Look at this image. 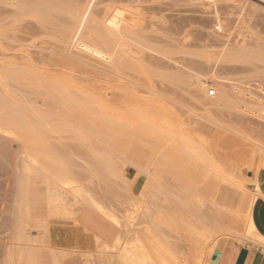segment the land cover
I'll return each mask as SVG.
<instances>
[{
  "label": "rangeland",
  "instance_id": "rangeland-1",
  "mask_svg": "<svg viewBox=\"0 0 264 264\" xmlns=\"http://www.w3.org/2000/svg\"><path fill=\"white\" fill-rule=\"evenodd\" d=\"M33 1L38 2L42 0H0V18H1L0 29H2L3 31L5 30L4 32L5 34L7 32L8 35L6 34V36L8 37L11 38L17 37L18 39L25 38L24 39V41L26 40L25 43L27 44L30 43L32 44V46L34 45V47L32 46L30 47L29 55L32 59V65L37 68H40L49 65L48 63L52 64L53 62L60 60L61 58L60 55L58 53H54V51L63 50L62 45H64V43H61L63 40L62 38L63 36L59 35V31H57L61 29L60 24L63 22L56 19L60 17V15L56 13L52 14L53 17L51 16V18L47 21H42L37 19L35 20L33 17L28 15H24L20 17V14L17 11V6L20 4H27V3L31 4L33 3ZM51 1L60 2V3H68L72 1V3L74 2L79 5H85L90 0H51ZM94 2L95 3L93 4V11L95 13L103 10L104 7L107 8L129 7L132 9L131 10L132 14L135 13L134 17H132L133 15L131 16L132 20L133 18L138 17L137 21L136 19L133 20L134 22L132 21V23L134 24L133 29L135 30H133V32L129 34L128 39L121 40L127 43V46H129L127 48L129 51V57L127 59H129V61L125 59L127 62L124 63L123 61H121V65L119 62L116 63L115 70L122 77V79L113 78L112 81L113 83L111 82L112 84L110 82L106 84V82L104 83L103 81L101 83H96V84H100L99 86L100 88L96 87L97 89L91 88V86L89 85L87 86L81 85L79 86V88L78 87L74 88L71 91L72 93L68 94L69 97L67 99L68 100L67 102L68 104H70L71 108L75 107L74 108L75 111L70 109L71 112L73 111L72 113L74 114L72 115H74L75 117L73 116L74 118H72L70 114L71 112L69 111L70 115L68 116L60 115L59 118L67 121H74L75 119L83 122L87 121V123H97V128L95 129L98 130L99 128L98 130L99 132H97L95 129H92L93 134L90 133L92 136L91 143L94 145L98 144V142L95 141V138H97L96 135H99L100 133L104 134V132H102L103 129H107V131L111 129L109 131L111 135H114L116 133L120 135L121 133H123V136L120 135L114 138L115 139L116 138L119 139L122 137L123 138L125 137L126 139L129 138L131 143H134L135 145L133 146L134 147L133 149L126 148L125 150H123L125 146L123 145L124 143L123 144L121 143L122 139L121 140L119 139V141L116 139L118 143L116 142V140L115 141L111 140V142L114 143L115 145L112 143L111 144L109 143L110 145L104 144L105 146H102V149L106 152V150L111 147L110 148L111 151L112 150L115 152L119 151L120 153L125 151L126 153H129V155H131L132 152L133 155L132 158L133 159L136 158L135 160H137V162L133 160L135 163L132 164L130 163L132 159L120 157L122 153L121 155H119L118 153L119 156V157L117 156L118 158L114 157L117 153L115 155L113 154L112 157L111 155L112 153L109 152L110 150H108L107 151L108 155H111V157L114 159L116 158L115 159L116 161L114 159L113 160L109 159L110 160L109 164L113 165L111 167L112 168L114 167L113 168L114 171L116 169L120 171V172H116L117 170L115 171L116 174L118 173L120 175H114L116 176V178L113 176L112 179L110 175L111 172L107 171L110 175V176L107 175V179L110 178L112 179L111 181H109L110 184L107 181V179H105L106 182H108L107 185V183L104 182V178L102 176L108 173L106 171H100L107 169L99 168L100 170L98 172L94 171L96 170V168H98L97 167L98 165L100 167L104 166V163H102L101 162L102 160L100 159L101 157L103 158L107 154H105L103 151L101 152L97 148L96 149L98 150V152H96L95 148L92 147V144L91 146L90 144L87 145V143L84 144V142H82L80 138L79 139L81 141H79V139H76L77 136L70 131L58 130V133H55V131L46 132L44 139L47 148H49L48 150L53 152L54 154L53 153L52 154L54 156L56 155L55 156L56 159L59 158L62 160L61 163L60 160L58 159V161L61 163V166L64 168L65 165V167L67 168L64 169L66 172L71 174L73 171V173L71 174L72 176H75L76 174L75 178L77 177L76 179L79 180L77 184L79 185L80 183V186L83 187L84 190L86 189L85 191L86 195L88 194L92 198L94 197L93 200L94 201L95 199L96 201L98 200L97 203L101 205L104 201L103 206L105 208V206L107 205L106 209H108L109 211L113 210V209L111 210L113 206L115 208L119 206V208H117L116 210L120 209L122 212L120 213L121 215L118 214L120 210L119 211L114 210V211L116 213V216L117 214L119 216V217L117 216L119 222L118 226L121 227L120 229L124 228L123 229L124 231H122L123 233H126L125 231L127 230L128 227L130 228V226H128V223L124 222L128 220L126 215L129 211H133L134 215L136 216L138 214L141 215V213L145 212L146 210L152 212V208L150 207V205L154 206L155 201H157L156 203H159L162 200L163 196L162 195L158 196L159 192H157L155 188H153L151 185H149L150 183L147 182L148 185H146V188L144 187L141 195L142 196L141 199H144L145 197L146 198L144 202L143 200L141 201V199H139V201L144 205V203L149 199L148 203L151 204H148L146 202L147 204L145 203L146 205L144 207L141 203H139L138 200H135L136 207L133 208L130 205L128 206L126 202L128 201L129 204L130 200H132L131 202H133L134 201L133 199L139 198L140 195L137 194L136 191H133L134 193H131L132 190L128 188L127 185H125L126 183L124 184V182H126L127 177L132 179L136 176L142 175L141 173L144 172L145 170H148V173L151 174L152 173L151 171H153L151 169L152 167L154 168V166L151 163H149L145 157L148 155V152L149 153L154 152L156 148L158 152L155 151L154 153H158V154L161 153L163 150H165L163 147L161 148V146L154 139V137L150 135L152 132H154L156 135L157 134L167 135L166 132L168 134L175 133L181 135V132L187 131L189 137L192 138V141L196 142V144H199L200 143L199 140L205 138L204 140H206V144H205L206 147L209 149V151L213 152V156H215L214 159L221 168L228 169L231 167L239 166L240 168H243L245 175L248 174L253 175L252 171L248 169L251 164L252 169H255L257 166L258 171L256 176H250V178H257V180L264 182V109L262 108L264 107V0H123V1L95 0ZM218 20L221 21L222 24L221 28H217L216 24ZM68 21H69L68 19H64V22L67 23V25H68ZM135 23L137 24L135 25ZM134 35L136 37L138 36L137 37L138 39ZM135 38L137 39V41L139 40L141 41V43H139V45L141 44L140 46L134 45L133 42H135L134 41ZM53 40L55 42H53ZM117 40L120 41V39ZM3 41L0 42L1 45L0 48H3L5 54H9L5 57L4 60L13 61V59L15 58H13L11 53H16L19 50V46L16 45V43H11V41L10 42L5 40ZM137 41L135 42V44L138 43ZM59 45L62 48H60ZM233 48H235L236 50L248 51L252 56L248 61L231 62V61L223 60L217 65L218 69L220 68L219 69L220 75L225 78L223 81L226 80L225 82L228 83V85L235 84L236 86H239L241 89L245 88L244 91H246L249 94L252 93L254 95L253 96L251 94L254 97V99L251 98L252 101L247 103L246 107H242L240 110L234 108H225L220 106L215 107V105L211 104L210 102L211 99L209 98L217 94L216 85H215L216 80L222 81V79L219 80L218 78H216V76L212 75L209 72L208 67L214 65V63L212 62L214 61L213 60L214 58L220 59L222 55L224 57V54L226 55L227 53L233 51ZM132 57L135 59H133ZM144 61H147L149 64ZM126 63L128 64L126 65ZM124 68L127 72L125 70L124 72L122 70L120 71L118 70ZM129 69L131 70V72ZM195 71L201 74V80H203L206 83L207 85L206 87L212 86L211 90H215V93L213 95H209V92L211 91L209 90L207 98H204L202 96V93L197 90L198 88L196 85V79L193 76L191 77L189 75V74H193ZM133 76L135 78H133ZM124 77L130 78L131 80L132 78L133 80H136L134 82L132 80V83L133 84L135 83L137 87L135 85L134 87L132 86L133 84H130L131 80L130 83H127L128 79ZM117 81H121L124 85L122 87L117 86L116 85ZM109 85L111 87H109ZM141 85H143V87ZM156 88L160 91L159 93L158 90H156ZM116 89L118 90L120 89L121 92L120 90L119 91L117 90L118 91L117 92ZM248 90L251 91V93ZM21 91L23 92L24 90L21 88ZM102 91L104 92L102 93ZM123 91H126L129 94H126ZM135 91L138 93V95L135 93ZM143 92L146 95L147 94L148 95L147 96L144 95ZM114 93H116L118 97L117 95L116 96L112 95ZM23 94H22L23 97L25 96L27 100L28 98L30 100L31 97L32 102H37L38 104L41 103V100L38 101L39 99L33 94L32 95L29 94L30 95L29 96L28 92L26 91L23 92ZM149 96L152 97V99ZM119 97L120 98L124 97V99L122 100V98L120 99ZM74 99L78 101L77 102L73 101ZM82 100H84L83 101L84 103L82 102ZM248 104L252 105L253 106L252 110L255 109L256 111L254 110L252 112L250 108L251 106L249 107ZM75 105L76 106L81 105V106L78 107L79 108L78 109L76 108ZM93 107L95 109H93ZM257 107L262 110L259 111L258 109H256ZM109 108H111V110ZM245 108L247 109V111ZM161 109L165 110L168 113V116L171 118L174 127L167 125L165 122L161 120V117H159V115H157L156 112L155 113L152 112L154 110H161ZM112 110L114 112L111 113L110 111ZM83 111L86 112L85 114L86 116H84ZM88 114H90V116ZM96 115H98V117ZM87 116L88 118L90 117L89 118L90 120L86 118ZM91 116H92V120H91ZM206 116L208 118H211V116L212 118L214 117L215 121L219 122L222 125L220 126L213 125V123L211 125V122H208V120H206L207 118ZM145 117H150L151 120L148 121ZM186 121L187 123H184ZM113 123H117V124L114 125L113 127ZM236 123L240 125L241 130L239 129V125L236 126ZM103 125L105 128L102 127ZM126 125L130 127L128 128L126 127ZM228 125H230V128L234 127L238 129L239 133L243 135V137L225 128ZM131 126L134 128L136 126L135 130L131 128ZM125 127L127 130L125 129ZM139 127L142 129H140ZM128 130L131 131L133 134H135V137ZM112 131L113 132L116 131V133L113 134ZM124 131H126V133ZM108 133H105V135L107 136ZM144 134L149 136H145ZM137 136L139 137V139L140 136L141 139L144 138L143 144L144 143L148 144V142H150L151 145L149 144V146H151L152 150L150 149V151H148L149 146L147 144L146 145L148 146L147 147L148 149L146 148L145 144H144L145 147L143 144L142 146L141 143H139L141 139L139 140L138 138H136ZM108 137L111 138L112 136L111 137L108 136ZM257 139L259 142L255 141ZM255 142L256 144L257 143L258 144L256 145ZM116 144L117 145L122 144V146H116ZM51 146H53V148ZM107 146L110 147L107 148ZM112 146L113 148L114 147L116 148L112 149ZM260 146H262V149ZM118 147H122V148L117 149ZM22 149H23L22 144L17 138L12 137L0 131V264H10V263L25 264L24 260H21L18 257L19 250L18 247L16 246V241L18 240V229L21 227L23 230L26 231L32 225H38L44 222L43 219L47 218L49 214V208H47L49 206H47L48 202L46 195L47 193L46 184L41 181V176L36 174L37 172L34 171L33 173L35 174L33 173L28 174V172H26L25 164L27 163L24 162L25 157L23 156L24 154ZM56 150L60 151V153H58ZM136 150L138 152L139 150H142L144 153L142 151L138 153ZM97 153L98 155H96ZM100 153H103L101 157L99 156ZM97 156H99L100 159H97L96 158ZM67 157L71 159L69 158L67 159ZM124 157H126V155ZM93 158L95 159L94 161H96L95 164L94 161L92 160ZM119 159L122 160L119 161ZM123 161H125L126 163H124ZM23 162L25 164H23ZM117 162L119 164H117ZM121 162L122 164H120ZM138 164H140V166L143 164L144 167L146 166L145 168H147L148 165L150 167L148 166V168L145 169L143 165L140 167ZM68 165L72 167V169L74 170H71V168H69ZM72 165L76 168V170L75 168H73ZM133 165L136 168L139 166V168L137 169H139L141 173L138 172V170H135L136 168H134ZM141 168L145 170L143 171L141 170ZM162 169L165 172L164 175L166 182H168L167 179L170 181V177L168 175V168L166 166H163ZM68 170H71V172ZM92 170L95 172V174ZM100 172L103 173L104 175L101 176L100 174H98L99 178L97 180L96 174ZM78 174H82L83 176L82 175L80 176ZM92 174H94L95 177H93L94 175L92 176ZM89 176L95 178L96 180L95 179L93 180ZM88 177L90 178L88 182L89 181L91 182V183L89 182V184H92V186L95 188V192L94 189L91 188L93 190H91L90 191L91 193H89L91 185H89L88 182H85L88 179ZM80 180H83V183ZM249 181L246 182V187L251 188L253 182L252 180L251 182ZM85 183H87V185L89 186L87 187ZM123 184L127 186V188ZM59 187H62L61 190L60 188L59 189L55 188V191L57 192L61 191L60 192L61 197L63 196L62 197L63 199L66 197L65 200H67V204L59 206L58 208L59 214L62 217H64L65 214L69 213L68 211L72 208L71 205L73 204L74 206L76 201L81 202V203L79 202L77 206L78 207L80 206L79 208H81L82 206L81 209L83 210H91V208L94 209V207L91 204L88 205L86 204L89 203V201L81 199L75 193H74L75 195L74 194L71 195V193L73 192L69 191L68 189L69 187L67 186L64 187L59 186ZM164 187L166 186L164 185ZM214 187L218 188L216 201L219 204L224 205L222 203V197L220 195L221 192L223 196L227 197L225 200V205H229L232 207H235L237 205L238 197H239V190H237L238 188L235 189L233 186L225 183H221V184L215 183ZM152 190L154 191V193L152 192ZM127 191L130 193H128ZM149 191L151 195L149 194ZM199 191L205 197L207 198L210 197V193L207 191H202L201 186H199ZM244 191L248 192L251 195L252 201L253 198H257V194H255L253 191L251 190H244ZM92 193L97 194L100 199L95 194L94 196ZM263 193H264V185H263ZM125 194L127 195V197H129V199L128 198L126 199ZM132 194L135 195V197L137 194V197L131 199L130 197L133 196ZM101 198L102 199L104 198V200H102ZM100 200L102 201L99 202ZM122 200L124 203L121 202ZM115 201L116 202L118 201L120 204L118 202L117 204ZM84 204L86 205L84 206ZM137 207L138 209L136 210ZM122 210H124L125 212ZM139 215L136 218H139ZM94 217L97 224L103 226L102 227L103 233H106V231L108 230L107 229L108 223L107 222L105 223V221L96 214ZM125 223H127V225ZM100 238L106 239L104 234H102ZM174 239L176 238L173 237V240ZM172 242H177V244L180 245V247L179 245L178 247L184 249L186 251V255L191 260L194 259L200 262V264L209 263L210 257L217 243L218 244L225 243L227 245L238 243L239 245L242 244L246 245L242 241L233 239V237L230 235L226 236V235L216 234V237L208 240L204 245V248L206 250L208 249L209 251V249H211V254H207V252L203 250L197 251L196 245L190 244V242L189 244L188 242L184 243L185 245H182V242H180V240L178 239ZM252 246H256V245H246V247L248 248ZM16 250L18 252H16ZM102 256L104 258L96 259L95 264H117L115 253L104 252ZM10 257L12 259L14 258L15 259L12 260ZM44 257L46 258L45 259L46 261H44V259L41 260H43V262L46 263L42 262L43 264H52L49 254H46ZM9 258L11 259V261ZM63 264H85V263L80 259V257L75 256L73 260L71 261L65 260Z\"/></svg>",
  "mask_w": 264,
  "mask_h": 264
},
{
  "label": "bare ground",
  "instance_id": "bare-ground-1",
  "mask_svg": "<svg viewBox=\"0 0 264 264\" xmlns=\"http://www.w3.org/2000/svg\"><path fill=\"white\" fill-rule=\"evenodd\" d=\"M94 1L95 0H90L85 5H79L74 2L72 3V1L68 3H60V2H54L51 0H42L38 2L33 1V3L30 2L31 4L27 3V4H20L17 6V11L20 14V17L24 15H28V16L33 17L35 20L37 19V20H42V21L49 20L52 14L54 13L59 14L61 17V18L59 17L56 19L63 22V23L60 22L61 24L59 23L61 25V29L57 30L59 31V35L63 36L62 42L60 41L61 43H64V45H62L63 50L54 51V53H58L61 58L59 61H55L52 64L48 63L49 65L45 67L37 68L32 65V59L29 55L30 47L32 46V44L25 43L26 42V40L24 41L25 38L18 39L17 37L15 38L8 37L6 36L7 32L5 34L4 32L5 30L3 31L2 29H0V42H2L3 40L9 41V42L11 41V43H16V45L19 46V50L17 52L15 51L16 53H11L13 58H15L13 59V61H5L4 60L5 57L9 54H5L3 48H0V131L12 137L17 138L21 142L22 148H23L22 150L24 154L23 156L25 157V160H26V161L24 160V162L27 163L25 164L23 162V164H25L26 166L25 168L26 172H28L29 174L35 171L37 172L36 174L41 176V181L46 184V188H47L46 195H47V202H48L47 206H49L47 207L49 208V214L47 218L43 219L44 222L38 225L30 226L28 230L22 232L19 235V238L16 241V246L18 247V250H19V252L16 250V252L19 253L18 257L21 260H24L25 264H38V263L40 264L43 262V260L41 259H44V261H46L45 260L46 258L44 256L46 254H49L52 264H63L65 260L71 261L75 258V256H78L85 264H95L96 259L104 258L102 256L104 252H111V253H115L117 264H200V262L194 259L191 260L186 255V251L184 249L179 248L180 245L177 244L178 241L177 242H172V241H176V239H178L180 240V242H182V245H185L184 243L186 242H188L189 244L190 242V244L196 245L197 251L203 250V251H206L207 254H211V249H209V251L208 249L206 250L204 248V245L208 240L216 237V234L226 235V236L230 235L233 237V239L242 241L246 245H261L264 247V237H262L256 231V228L250 216V207L256 198H253V201L246 212L235 211L232 208H229L225 205H221L216 201V196H217L218 188L220 185L218 186V188L214 187L215 183H220V184L225 183V184L233 186L234 188L243 189V190H251L255 194H257V197L258 196L264 197V193H263L264 182L257 180V178H250V176L245 175V172L243 171V169L241 171H237L233 167L228 168V169L221 168L216 163L214 159L215 156H213V152L209 151V149L206 147L205 145L206 140H204L205 138L199 140L200 143L196 144V142L192 141V138L189 137L187 131L181 132V135L180 134L178 135L175 133L168 134L167 132H166L167 135H161V134L156 135L154 132L150 134L159 143L161 148L163 147L165 150L161 149L163 151L158 154V153H154L155 151H157L156 150L157 148H156L154 152L149 153L148 151H150V149L152 150L151 146H149L150 142L147 141L148 144L144 143L145 145L147 144L149 146V150L147 151L148 155L145 158L149 163H151L154 166V168L153 167L152 169L150 168L153 171H151L152 173L149 174L148 170H145V169H147L150 164L148 163L149 165L147 166V168H145L146 166L144 167V165L142 164L145 169L141 168V170L143 171L145 170V171L141 173V171L137 169L139 168L141 163L138 164L139 166L137 168L134 167L133 165V167L136 168L135 170H138V172H140L142 175L136 176L132 179L127 177L126 182H124V184L126 183L125 185H127L128 188L132 190L131 193H134L133 191H136L137 194H139L140 196L138 195L139 198L133 199L137 197V194H136V197L135 195L132 194L133 196L130 198L133 199L134 201L131 202L132 200H130L129 204H128V201L126 203L128 206L130 205L131 207L135 208L136 207L135 200L139 201V199H141L142 190L144 189V187L146 188V185H148V183H150L149 185H151L153 188H155L157 192L160 193V194L158 193V196L162 195L163 197L161 196L162 200L159 203H156L157 201H155V205L154 206L152 205L153 207L150 205V207L152 208V212H149L147 210L143 213L140 212L141 215L138 214L139 218H136L138 215L137 216L134 215L133 211L128 210L129 212L126 215L128 220L124 222H127L130 228L129 227L127 228V230L125 231L126 233L122 232L124 231L123 230L124 228L120 229L121 227L118 226L119 222H118L117 216L118 214L121 215L120 213H122L120 209H119L120 211L116 210L117 208H119V206L117 208L113 206V208H111V210L112 209L113 210L109 211L108 209H106V206H107L106 204L104 208L103 206L104 201L101 205L97 203L98 200L97 201L96 199L95 201L93 200L94 197L92 198L90 195L88 194L86 195V192H85L86 189L84 190V188L80 186V183L79 185L77 184L79 180L76 179L77 177L75 178L76 174L74 173L75 176H72L71 174L73 173V171L71 174L66 172L64 170L66 168L65 165H64V168L61 166L62 160L58 158L61 162L60 163L58 159L55 158L56 155L54 156L53 155L54 153L48 150L49 148H47L45 139H44L45 133L49 131H52V132L55 131V133H58V130L70 131L77 136V138L75 137L76 139L80 138L82 142H84V144L87 143V145L90 144L91 146L92 136L90 133H92V129L97 128V123H87V121L83 122V121L75 120V119L74 121H67V120L59 118L60 115L68 116L70 114L72 118L75 117L74 115H72L74 114L72 112L75 111L74 109L75 107L71 108L70 104H68L67 102L68 101L67 99L69 97L68 94L72 93L71 91L74 88H77V87L79 88V86L81 85H86V86L89 85L91 86V88H96L100 86V84H96V83H101L104 81V83L106 82L107 84L109 82L111 83L113 81V78L122 79V77L115 70V65L118 62L121 65V61H123L124 63L127 62L125 59L129 57V51L127 49L129 46H127V43L121 40L128 39L129 34H131L133 30H135L133 29L134 24L132 23V21L134 19H136L137 21L138 17H135L132 20L131 16L133 15L132 17H134L135 13L132 14V11H131L132 9L129 7L128 8L104 7V9L102 8L103 10L95 13L93 11V4L95 3ZM64 19L69 20L68 25L67 23H65L67 21L64 22ZM136 24L137 23H135V25ZM216 25H217V28H221L222 26L221 21L218 20ZM117 39H120V41ZM135 39L134 41L136 42L138 38L136 40ZM53 42L55 41L53 40ZM135 42L133 43L134 45H137V46L139 45V43H141L140 40L137 41L138 43L136 44ZM32 47H34V45ZM62 47L60 46V48ZM234 49L235 48H233V51L227 53L226 55L224 54V57L222 55L220 59L214 58L213 59L214 61H212L214 65H212L211 67H208L209 72L212 75L216 76V78H218L219 80L222 79V81L216 80L215 85H216L217 94L209 98L211 99L210 101L211 104L215 105V107L220 106V107L234 108V109L240 110L242 107H246L247 103L252 101L251 98L254 99L253 97L254 95L251 93V91L248 90L253 96L247 93L246 91H244L245 88L241 89L239 86H236L235 84L228 85V83L225 82L226 80L223 81L225 78L220 75V72H219L220 68L218 69V66H217L223 60H227L231 62H234V61L244 62V61H248L252 57L250 52L248 51L236 50V49L234 50ZM127 60L129 61V59ZM144 62H147V61H144ZM127 64L128 63H126V65ZM118 70L119 71L122 70L124 72L125 68L118 69ZM189 75L191 77L193 76L196 79V85L198 88L197 90L202 93V96L204 98H207L208 92L209 90H211L212 86L206 87L207 86L206 83L203 80H201V74L197 71ZM133 78L135 77L133 76ZM126 79H128V81L126 80L127 83H130L131 79L130 78H126ZM132 80L130 84H133ZM134 81L136 80H133V82ZM116 85L119 87H122L124 84L121 81H117ZM134 85L135 83L132 86ZM141 86L143 87V85ZM109 87L111 86L109 85ZM142 87H139V88H142ZM21 88L24 90L23 92L25 91L28 92V95L33 94L34 96H36L39 99L38 101L41 100V103L38 104L37 102H32L31 97H30V100L29 98L27 100L25 96L23 97L24 94L21 91ZM117 90L118 89H116V91ZM156 90L158 89L156 88ZM103 92L104 91H102V93ZM123 92H125L126 94H129L126 91H123ZM159 92L160 91L158 90V93ZM213 92L215 93V90H213ZM116 93L112 95L116 96L117 95ZM135 93L138 95L136 91ZM144 95L146 94L144 93ZM150 98L152 99V97ZM72 99H73V96H72ZM123 99L124 97L122 98V100ZM73 101H76V100L74 99ZM83 101L84 100H82V102ZM85 104H88V103H85ZM80 106H76V108ZM248 106L249 107L251 106L250 108L252 110L253 106L250 104H248ZM262 108L264 109V107ZM70 109L73 111L71 112ZM93 109L95 108L93 107ZM109 109L111 110V108ZM256 109H258L259 111L262 110V109H259L258 107ZM254 110L255 109H253L252 112ZM69 111L71 112L70 114H69ZM110 112L112 113L114 111L112 110ZM152 112L154 113L156 112L157 115L161 117V120L165 122L167 125L174 127V124L172 123L171 118L168 116V113L165 110H162V109L154 110ZM83 114L84 116H86L85 115L86 112H84ZM88 115L90 116V114ZM96 116L98 117V115ZM86 118L90 120L89 119L90 117L88 118L87 116ZM145 118L148 121L151 120L150 117H145ZM213 118L212 116L211 118L207 117L206 120H208V122H211V125L212 123L213 125H219V126L222 125L219 122H216L215 118L214 119ZM91 120H92V116H91ZM117 123H113V127ZM184 123H187V121ZM237 125L239 124L236 123V126ZM228 126H226L225 128L243 137V135L239 133L238 129L232 126H231L232 128H230V125ZM102 127L105 128L104 125ZM126 127L128 126L126 125ZM131 128L135 130L136 126L135 128L131 126ZM239 129L241 130L240 125H239ZM98 130L96 131L99 132ZM105 130L107 131V129H103L102 131L104 132V134L100 133L101 135L100 134L96 135L97 138H95V141H97L98 144L96 145L92 144V147L95 148L96 152L100 150L101 152L103 151L105 154L108 155L107 151L110 150L109 152L112 153L111 154L112 157H113V154L115 155L117 153L114 156V157H117L118 153L119 155H121L122 153V155L125 154L126 157H124L125 155L124 156L121 155L120 157L127 158V159L130 158L132 159V161L136 159V158L135 159L132 158L133 157L132 152H131L132 156L129 155V153H126L125 151L120 153L119 151L115 152L112 150L113 151L112 152L110 149L111 148L110 146H107V148L110 147L107 150L105 149L107 152L106 153L102 149V146L108 145L109 143L111 144L112 143L111 140L115 141L117 139V138L115 139L114 137H117L120 135L123 136V133L119 135L118 133H116L117 131L116 130L114 132L112 131L113 134L114 133L116 134L111 135V133L109 132L111 129L108 130L107 132ZM124 132L126 133V131ZM129 132L132 133L131 131ZM105 133H108L107 136L105 135ZM133 135L135 137V134ZM108 136L110 137L112 136V137L109 138ZM145 136H149V135H145ZM136 138L139 139L138 136ZM80 139L79 141H81ZM119 139L120 140L122 139L121 140L122 144L124 143L123 145L125 146V148L123 146L124 148L123 150H125L126 148L127 149L134 148L133 146L135 145L134 143H131L129 138H128L129 140L126 139L125 137L124 138L122 137ZM119 139L117 140L119 141ZM140 139H141V136H140ZM142 139H141L142 142L141 141L139 142L141 143V145L144 142V138ZM255 141L259 142L258 139ZM122 144L121 145L116 144V146H122ZM147 145H146V148L148 147ZM51 147L53 148V146ZM260 147L262 149V146ZM115 148L116 147L113 148L112 146V149H115ZM119 148H122V147H118L117 149ZM140 151L142 150H139V152L138 151L137 152L140 153ZM57 152L60 153V151H57ZM61 152H62V149H61ZM96 155H98V153ZM102 155L103 153H100L99 156L101 157ZM107 155L104 156L103 158L101 157V159L99 156L96 157L97 159L102 160L101 162L104 163V166L100 167L99 165L98 166L96 165L98 168H96V170L94 171L98 172L100 169L105 168L107 170H100V171L111 172L110 175L113 179L114 175H120L118 173L116 174V172H120V171H118L117 169H116L117 171L115 170L116 172L114 171L113 169L114 167L113 168L111 167L113 165L109 164V161H110L109 159L113 160L114 158H112L111 155H108L109 156L108 158ZM68 158L69 157H67V159ZM92 160L94 161L95 159L93 158ZM121 160L119 159V161ZM132 161H130V163L132 164L137 162V160H135V162L134 161L132 162ZM95 162L96 161H94V164ZM123 162L126 163L125 161ZM117 164L119 163L117 162ZM120 164H122V162ZM70 166L69 168H71V170H74ZM163 166H166L168 168V175L170 177V181L167 179L168 182H166V179H165V175H164L165 172L162 169ZM73 168L75 167L73 166ZM71 170H68V171L71 172ZM94 174H92V176ZM98 174H100L101 176L104 175L101 172L97 173L96 174L97 180L99 178ZM78 175L81 176L82 174H78ZM107 175H109V173L102 176L104 178V182H106L105 179H107ZM89 177L85 182H88V180L92 178V177L90 178ZM93 177H95V175ZM114 177L116 178V176ZM80 178H83V177H80ZM92 179L94 180L95 178H92ZM112 179L111 178L107 179V181L109 182ZM83 180H80V181H82L83 183ZM251 180L253 182V185L251 186V188L246 187V182L247 181L251 182ZM108 182H106L107 185H108ZM85 184L87 187L89 185L92 186V184H89V185H87V183ZM164 185L166 187H164ZM59 186L69 187L68 188L69 191L73 192L71 193V195L75 193L81 199L89 201V203H86V204L87 205L91 204L94 207V209L91 208V210H83L81 209L82 206L81 208H79L80 206L79 207L77 206V204L80 201L75 202L74 200L75 202L74 206L72 204L71 205L72 208L68 211L69 213L65 214L64 217H62L59 214L58 208L59 206L67 204V200H65L66 197L64 199L62 198L63 196L61 197V193H60L61 191L60 192L55 191V188H58V189L60 188L61 190L62 187H59ZM91 186H90V190L88 188L89 193H91L90 191L93 189L95 192V188ZM127 186L125 187L127 188ZM199 186H201L202 191L209 192L210 197L207 198L204 195H202L201 192L199 191ZM152 192L154 193L153 190ZM92 194L94 195L95 193H92ZM97 194L95 195L98 197ZM149 194H150V191H149ZM156 196H157V193H156ZM127 198L129 199V197H127L126 195V199ZM145 198L141 199V201L143 200L144 202ZM102 200H104V198ZM102 200H100L99 202H101ZM148 201L149 199L146 202L148 203ZM121 202H123V200ZM139 203L141 202L139 201ZM145 203L144 205L143 203L141 204L145 207V205L147 204ZM86 204H84V206ZM148 204H151V203H148ZM86 207H89V206H86ZM137 209L138 207L136 208V210ZM114 210L119 211L117 216ZM95 214L97 216H100L105 221V223L106 222L108 223V226H107L108 230L106 231V233H103L102 231L103 226H100L99 224H97L95 217H94ZM127 223L125 224L127 225ZM102 234H104L106 239L100 238ZM173 237H175L176 239L173 240ZM43 263H46V262H43Z\"/></svg>",
  "mask_w": 264,
  "mask_h": 264
},
{
  "label": "crops",
  "instance_id": "crops-1",
  "mask_svg": "<svg viewBox=\"0 0 264 264\" xmlns=\"http://www.w3.org/2000/svg\"><path fill=\"white\" fill-rule=\"evenodd\" d=\"M252 165L248 168L252 171L253 175L248 176H256L258 167L252 169ZM237 171H241L243 168L239 166L233 167ZM237 189V188H235ZM239 190L238 203L235 207L225 205V200L227 197H222V203L232 208L235 211L246 212L252 203L251 195L244 191ZM218 194V193H217ZM250 216L256 228V231L264 237V197L258 196L250 207ZM21 227L18 229V238L19 235L24 232ZM208 264H264V247L261 245L252 246L250 248L246 247V245H239L238 243H233L227 245L225 243H217Z\"/></svg>",
  "mask_w": 264,
  "mask_h": 264
},
{
  "label": "built area",
  "instance_id": "built-area-1",
  "mask_svg": "<svg viewBox=\"0 0 264 264\" xmlns=\"http://www.w3.org/2000/svg\"><path fill=\"white\" fill-rule=\"evenodd\" d=\"M214 94V92H213V90H211L210 92H209V95H213Z\"/></svg>",
  "mask_w": 264,
  "mask_h": 264
}]
</instances>
